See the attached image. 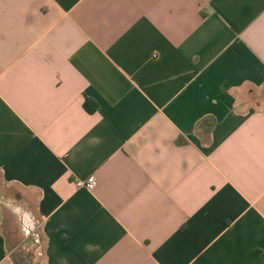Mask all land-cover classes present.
I'll return each instance as SVG.
<instances>
[{"label":"crops","instance_id":"0c3cea01","mask_svg":"<svg viewBox=\"0 0 264 264\" xmlns=\"http://www.w3.org/2000/svg\"><path fill=\"white\" fill-rule=\"evenodd\" d=\"M263 92L264 0H0V178L44 264H264Z\"/></svg>","mask_w":264,"mask_h":264},{"label":"rangeland","instance_id":"374dc122","mask_svg":"<svg viewBox=\"0 0 264 264\" xmlns=\"http://www.w3.org/2000/svg\"><path fill=\"white\" fill-rule=\"evenodd\" d=\"M254 101L259 105L264 104V92ZM17 194L15 188L5 184L0 178L2 227L8 238L11 258L14 264H44L41 235L34 227L30 228V233L27 232V228L23 230L18 212L20 209L26 212L27 209L16 199Z\"/></svg>","mask_w":264,"mask_h":264},{"label":"built area","instance_id":"2783aa9c","mask_svg":"<svg viewBox=\"0 0 264 264\" xmlns=\"http://www.w3.org/2000/svg\"><path fill=\"white\" fill-rule=\"evenodd\" d=\"M75 184L77 188H84L91 191L96 187V177L91 176L87 180H77Z\"/></svg>","mask_w":264,"mask_h":264},{"label":"trees","instance_id":"16d2710c","mask_svg":"<svg viewBox=\"0 0 264 264\" xmlns=\"http://www.w3.org/2000/svg\"><path fill=\"white\" fill-rule=\"evenodd\" d=\"M84 107L89 113H94L96 111L97 105L92 100L86 99Z\"/></svg>","mask_w":264,"mask_h":264}]
</instances>
